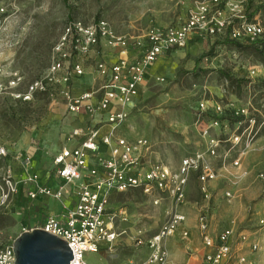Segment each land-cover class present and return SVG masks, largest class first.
<instances>
[{"label": "rangeland", "instance_id": "rangeland-1", "mask_svg": "<svg viewBox=\"0 0 264 264\" xmlns=\"http://www.w3.org/2000/svg\"><path fill=\"white\" fill-rule=\"evenodd\" d=\"M193 1L0 0V9L5 12H0V147L10 150L11 157L21 154L22 158L26 152L30 157L33 151L37 168H46L63 146L61 134L69 133L74 127L92 128V122L80 123L75 117L67 124L71 115L66 112L59 93L61 85H49L45 91L31 89L46 75L52 46L70 18L84 23L105 20L115 34L131 40L142 37L150 27L182 22ZM251 10L264 26V0H253ZM94 49L101 55L109 51L102 43ZM94 49L84 58L86 75L71 80V86L78 92L91 93L99 86L94 78L98 74ZM109 53L115 58L113 52ZM235 53H238L237 59L233 57ZM160 57L163 61L158 63L163 64V69L147 83L141 97L135 98V105L117 130L131 142L146 140L148 151L144 165L163 164L176 169L185 157L205 149L201 129L206 124L204 120L196 121L201 99L231 100L247 109V117L241 125L232 123L230 126L232 133L239 127L241 142L228 151L225 159L220 157L230 149L225 141L221 143L218 157L206 156L216 173V178L207 184L209 200L202 196L197 172L190 174L186 200L178 207L188 215L182 224L186 228L177 229L166 242L170 258L178 264H197L201 259L204 248L196 227L199 214L205 213L213 236L225 228L235 229L230 264H235L239 255H247L256 264H264V177H260L264 175V63L252 48L237 50L225 40L214 37H202L189 47ZM252 66L259 67L256 77L250 75ZM219 70L237 81L230 83ZM14 78L18 82L11 86ZM29 86L30 100H24ZM19 95L21 97H17ZM250 118L255 121L252 128L248 122ZM211 134L224 139L221 130H211ZM237 157H240L239 167L233 165ZM66 188L72 190L71 185ZM67 199L72 201L70 197ZM64 202L67 203L66 197ZM27 204L20 195L0 205V229L6 236L16 238L24 228L29 230L33 225H40L35 213L25 218ZM109 206L127 213L128 221L116 224L117 231L124 233L111 250L85 252L83 258L89 264L139 263L146 249L137 248L131 237L137 230L145 237L153 235L175 208L170 200L155 204L151 196L135 190L112 193ZM46 209L60 213L62 204L49 199ZM240 234L247 237L246 243L241 242ZM251 243L258 246L253 253L249 248Z\"/></svg>", "mask_w": 264, "mask_h": 264}, {"label": "built area", "instance_id": "built-area-1", "mask_svg": "<svg viewBox=\"0 0 264 264\" xmlns=\"http://www.w3.org/2000/svg\"><path fill=\"white\" fill-rule=\"evenodd\" d=\"M248 1L194 0L182 22L165 27H150L142 37L131 40L115 34L105 20L90 23L70 20L61 37L52 46L46 75L36 81L31 89L40 88L45 91L49 85H61L59 93L68 112L77 114L84 111L93 116L106 111L109 130L103 135L95 127L72 130L70 139L81 135L83 139L76 146H64L53 155L48 176L53 174L63 181L55 189L41 183V176L32 167L31 156L25 155L23 158L25 174L20 180L13 178L8 167L0 165V205L18 193L20 183L28 187L27 197L30 200L46 196L62 202L64 212L47 216L43 223L34 228H42L68 242L73 255L69 264H89L84 260L83 254L87 251L111 250L124 233L117 231L116 224L128 221L125 211L110 208L112 193L137 190L151 196L155 204L170 200L175 205L174 212L158 231L145 237L141 230H137L131 240L137 248L146 249L143 260L137 264H178L170 258L166 242L186 221V215L178 207L186 200L188 178L191 173L197 172L202 196L209 200L207 184L216 178V173L206 156L218 157L221 143L225 141L230 144V149L220 156L225 159L228 151L241 142L238 126L247 117V109L231 100L211 102L201 99L196 109V121L204 120L203 123L206 124L201 129L205 149L185 157L176 169L163 164L144 165L143 159L148 151L146 140L131 142L119 135L117 130L120 123L128 117L129 105L138 97V86L145 79V70L163 54L189 47L195 38L202 37L244 43L260 41L264 26L255 17L248 18ZM3 11L1 8L0 12ZM100 43L115 54L113 63H108L104 54L101 55V52L94 49L99 48ZM93 49L95 69L102 77V83L91 93L84 92L75 96L71 80L75 76L84 75V58L89 57ZM233 57L237 59L238 53ZM258 68L250 67L251 77L258 75ZM17 82L14 78L10 85L14 86ZM95 94L99 96L97 102H88ZM23 99L30 100V86ZM225 115H231L235 119L233 124L238 125V133H232V123L222 119ZM248 122L251 123V128L255 124L253 118ZM214 129L221 130L224 139L213 136L211 130ZM101 145L105 150H101ZM6 154V149L0 147V157H5ZM233 165L240 166V157L233 161ZM84 170L87 179L77 184L83 177ZM260 177L263 178L264 175L261 174ZM68 185L75 187L76 201L71 207H66L63 202V197L71 194L66 188ZM196 228L204 248L199 264H230L233 257L234 227L225 228L213 236L207 215L200 213ZM239 238L241 242H247L245 235L240 234ZM13 240L0 229V264H15ZM249 248L253 253L258 246L251 243ZM235 264L256 262L247 255H239Z\"/></svg>", "mask_w": 264, "mask_h": 264}, {"label": "crops", "instance_id": "crops-1", "mask_svg": "<svg viewBox=\"0 0 264 264\" xmlns=\"http://www.w3.org/2000/svg\"><path fill=\"white\" fill-rule=\"evenodd\" d=\"M103 57L106 59V61L108 63H113L115 61V58L112 57V54H110L109 51H108L107 54H104ZM106 57H108V59ZM113 58H114V60L111 61ZM159 61L162 62L163 59L161 57H159L153 64H151L152 65L151 67H149V68H147L145 70V75H144L145 79H144L143 83L138 86V97H141V95H142L141 92L146 87L147 83L150 82V80L153 77H156L158 75L159 70L163 69V67H162L163 64H161V63L159 64L158 63ZM85 75H86V72L82 76H85ZM96 75L97 76H95L94 78L98 81L99 85H101L102 77L100 75H98V74H96ZM75 77H80V76H75ZM85 81H87V80H85ZM72 93L75 96H79V95L83 94L82 91L78 92L74 88V86H72ZM98 97L99 96L95 94L94 96H92L90 98V100L88 102L96 103L97 100H98ZM134 101H133V103H131L129 105V109L131 108L132 105H135ZM65 110H66V108H65ZM66 112L69 115H71V118L67 122L68 125L74 121L73 117H75L77 120H79L80 123L92 122V126L91 127L98 128L100 135H103V134L107 133L108 130H109V126L107 124L108 113L106 111L105 112H101V113H97V114H95L93 116L90 115V114L85 113L84 111H81V112H79L77 114L76 113H70L67 110H66ZM85 119H87V120H85ZM75 128H82V127H74V128H72L70 130L69 133L61 134L60 140L62 142H64L62 147L67 146L69 148H72V147L76 146L83 139L82 135L81 136H75V137H72L70 139V134H71L72 130L75 129ZM83 129H85V128H83ZM100 147H101V150H105L104 146L101 145ZM61 148L59 149V151L61 150ZM32 152L33 151L30 152V156H31V159H32V167H33L34 171H36L41 176V183L45 184V185H47V186H49V187H51L53 189H55L59 185H61L63 183L62 179L54 176L53 174L50 177L48 176L49 172H50L52 160L49 162V164H48V166L46 168H39V167L37 168L36 157L32 154ZM6 153H7L6 156L2 158L3 164L1 166L8 167L11 170L12 176H13V178L15 180L22 179V177L24 176L25 172H24L23 167H22L21 159L24 158L25 155H27L26 154L27 152L25 153V155L22 158H20L21 154H19L16 157H11L12 153L8 149H6ZM85 172H86V170H84V175H83V177L80 180L77 181V184L83 182L84 179H87L85 177ZM27 190H28V187L24 186L23 184L20 183L19 186H18V193L13 196V197H20V195H22L23 196V200H25L26 203H28L27 206L25 207V210H26L25 218L26 219L30 218V212L35 213V216H36L35 220H38L40 222L39 224H41V223H43L45 221L47 216H49V215H60L62 212L65 211V209H64V207L62 205V211L60 213H55V211L49 212L48 209H46V207L48 206V200L49 199H52L54 201H58V200H55L52 197H46V196H38L36 199L30 200L27 197ZM70 191H71L70 195L63 197V202H64V198L65 197H66V200H67V203L64 202L66 207L73 206L75 201H76V195L74 194L75 187L72 186V190H70ZM67 197L68 198L70 197V200H72V201H68ZM30 203H31V205H30ZM61 204H62V202H61ZM185 215L188 218V215L187 214H185ZM187 218H186V221H187ZM35 226H37V225H33V226L29 227V228H34ZM183 228H186V227L182 226V224L178 227V229H180V230L183 229ZM24 229H28V228H24ZM168 240L169 239H167V242H168ZM197 264H199V259L197 260Z\"/></svg>", "mask_w": 264, "mask_h": 264}, {"label": "water", "instance_id": "water-1", "mask_svg": "<svg viewBox=\"0 0 264 264\" xmlns=\"http://www.w3.org/2000/svg\"><path fill=\"white\" fill-rule=\"evenodd\" d=\"M65 240L43 230H23L13 240L15 264H69L72 250Z\"/></svg>", "mask_w": 264, "mask_h": 264}, {"label": "trees", "instance_id": "trees-1", "mask_svg": "<svg viewBox=\"0 0 264 264\" xmlns=\"http://www.w3.org/2000/svg\"><path fill=\"white\" fill-rule=\"evenodd\" d=\"M253 0H249L248 4H247V16L249 19H252L255 16V13H252L251 10V4H252ZM5 14V13H3ZM73 18H70V20H72ZM201 40V38H195L194 43L199 42ZM225 43L228 44L229 46H234V48H236L237 50H243V48H252L253 53L259 58V60L264 63V33L262 36V39L256 43H244V42H238V41H234V40H225ZM219 74H221L225 79H227L228 81H230V83H234L235 78H233V76H231L230 74H228L225 71L219 70ZM237 83V82H236ZM264 84V82H263ZM238 85V83H237ZM264 89V88H263ZM223 120L229 121V123H233L234 122V118L231 115H225L222 117ZM137 191V190H135ZM33 214L32 212H30V215ZM43 215V214H42Z\"/></svg>", "mask_w": 264, "mask_h": 264}]
</instances>
